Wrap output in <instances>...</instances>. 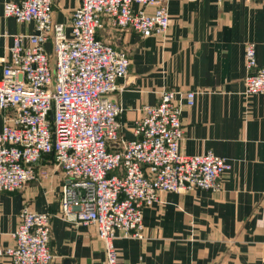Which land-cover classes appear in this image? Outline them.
Returning a JSON list of instances; mask_svg holds the SVG:
<instances>
[{
	"label": "built area",
	"instance_id": "2783aa9c",
	"mask_svg": "<svg viewBox=\"0 0 264 264\" xmlns=\"http://www.w3.org/2000/svg\"><path fill=\"white\" fill-rule=\"evenodd\" d=\"M2 14L33 24L34 31L12 35L7 56L0 57V192L46 178L38 163L49 157L62 174L60 217L93 226L105 264H121L114 240L142 238V210L161 203L162 193L220 189L224 158L209 150L181 152L184 131L174 90L142 106L130 140L123 137V109L109 97L122 89L130 60L126 51L99 40L98 29L163 39L168 0H81L69 33L52 20V0L6 1ZM244 67L243 94L264 97V64L257 63L254 42L245 44ZM184 95L193 106L195 92ZM51 219L49 212L22 208L0 257L11 264H52Z\"/></svg>",
	"mask_w": 264,
	"mask_h": 264
},
{
	"label": "crops",
	"instance_id": "0c3cea01",
	"mask_svg": "<svg viewBox=\"0 0 264 264\" xmlns=\"http://www.w3.org/2000/svg\"><path fill=\"white\" fill-rule=\"evenodd\" d=\"M6 1L17 0H0V57L7 56L12 35L34 31L33 24L3 17ZM80 1L52 0V20L67 33ZM168 14L163 39L107 27L96 33L130 60L122 89L109 96L123 109V137L133 138L142 106L174 90L181 152L209 150L226 160L227 170L219 190L162 193L161 203L142 210V238L114 240L117 257L121 264H264V97L243 94L247 42H254L257 63L264 64V0H168ZM51 48L47 42L48 53ZM189 91L195 92L193 106L186 104ZM2 125L0 112V131ZM38 167L46 178L0 192V247L12 243L19 214L28 207L52 214V264H105L95 228L59 215L61 172L47 156ZM0 264L11 263L0 257Z\"/></svg>",
	"mask_w": 264,
	"mask_h": 264
}]
</instances>
